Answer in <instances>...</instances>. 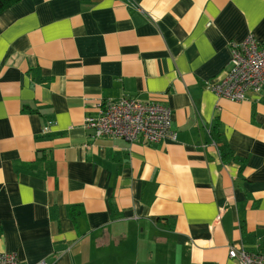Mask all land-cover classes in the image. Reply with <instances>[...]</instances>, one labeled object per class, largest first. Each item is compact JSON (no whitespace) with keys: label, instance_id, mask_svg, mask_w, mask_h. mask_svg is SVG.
<instances>
[{"label":"crops","instance_id":"0c3cea01","mask_svg":"<svg viewBox=\"0 0 264 264\" xmlns=\"http://www.w3.org/2000/svg\"><path fill=\"white\" fill-rule=\"evenodd\" d=\"M248 34L264 43V0H20L0 12V253H264V87L241 102L207 88ZM123 96L167 106L176 140L92 139L84 118Z\"/></svg>","mask_w":264,"mask_h":264},{"label":"built area","instance_id":"2783aa9c","mask_svg":"<svg viewBox=\"0 0 264 264\" xmlns=\"http://www.w3.org/2000/svg\"><path fill=\"white\" fill-rule=\"evenodd\" d=\"M263 87L264 43H259L252 34L239 43L230 44L227 70L216 82L207 85L217 97L232 102L244 101L249 94H259ZM83 128L92 139L142 140L147 145L176 140L170 109L163 104L133 96L101 100L95 114L84 118ZM48 129V126L44 127L43 133H47ZM228 255L239 264H264V253L261 252L250 253L231 248ZM0 264L21 263L14 253H0Z\"/></svg>","mask_w":264,"mask_h":264},{"label":"trees","instance_id":"16d2710c","mask_svg":"<svg viewBox=\"0 0 264 264\" xmlns=\"http://www.w3.org/2000/svg\"><path fill=\"white\" fill-rule=\"evenodd\" d=\"M20 0H0V12L6 10L13 4L17 3ZM72 210V209H71Z\"/></svg>","mask_w":264,"mask_h":264}]
</instances>
